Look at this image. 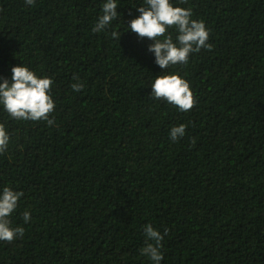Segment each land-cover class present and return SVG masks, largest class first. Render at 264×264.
I'll list each match as a JSON object with an SVG mask.
<instances>
[{
    "label": "trees",
    "instance_id": "obj_1",
    "mask_svg": "<svg viewBox=\"0 0 264 264\" xmlns=\"http://www.w3.org/2000/svg\"><path fill=\"white\" fill-rule=\"evenodd\" d=\"M105 2L0 0V78L26 66L52 79L55 104L51 125L0 104V192L24 193L10 217L24 234L0 241V264H152L147 224L168 229L161 264H264V0H170L212 48L165 70L128 27L145 0H116L93 32ZM167 74L189 82L190 111L151 95Z\"/></svg>",
    "mask_w": 264,
    "mask_h": 264
},
{
    "label": "clouds",
    "instance_id": "obj_2",
    "mask_svg": "<svg viewBox=\"0 0 264 264\" xmlns=\"http://www.w3.org/2000/svg\"><path fill=\"white\" fill-rule=\"evenodd\" d=\"M186 2V0H181ZM27 5H34L35 0H25ZM116 0H106L102 5V15L92 31L99 33L111 26L118 17ZM140 15L130 21L128 27L141 38H147L153 43L149 51L154 52L155 62L161 69H167L170 65L187 64L190 54L199 52L202 48L211 50L209 29L203 21L192 19L191 8L174 7L170 0H145V6L137 9ZM175 28L178 32L176 41L168 33V29ZM122 33L116 30L111 32L112 38L120 41ZM12 78L9 82L6 78L0 82V104L7 113L16 120L40 121L45 120L49 125L53 120L49 115L54 111L55 104L50 95L52 79L40 78L35 72L26 66H14ZM74 79H78L74 77ZM84 85L73 83L72 89L79 92ZM151 95L155 99H164L168 103L177 106L180 111H190L197 103L190 84L178 74L157 76L151 85ZM186 134V125L181 124L171 128L169 133L173 142ZM9 134L4 124L0 123V153L4 152L9 144ZM24 195L10 187H4L0 192V241L12 242L24 234L23 227H12L10 219L16 210L19 199ZM23 219L28 222L31 219L29 211L23 213ZM168 234L164 233L151 224L144 226V247L140 254L149 258L152 264H161L163 253L162 241Z\"/></svg>",
    "mask_w": 264,
    "mask_h": 264
}]
</instances>
